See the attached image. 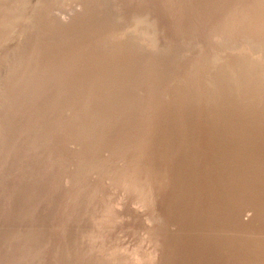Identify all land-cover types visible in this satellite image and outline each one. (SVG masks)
I'll return each instance as SVG.
<instances>
[{
  "label": "rangeland",
  "instance_id": "rangeland-1",
  "mask_svg": "<svg viewBox=\"0 0 264 264\" xmlns=\"http://www.w3.org/2000/svg\"><path fill=\"white\" fill-rule=\"evenodd\" d=\"M34 1L35 0H16V9L11 12L0 3V9L2 10V15L0 16L2 33L0 37V52L6 45L2 37L8 40L7 35L5 37L3 33L11 31V34H17L16 45H18L16 46V53L18 55H16V60L25 57L26 50L24 48L29 44V47L32 48V46H34L33 50H35L36 53L38 52V48H36L38 45L35 46L36 41H32L34 44L29 41L28 44V41H25L26 38L22 39L25 34V28L22 22L28 19L30 13L33 12L35 6ZM96 1L97 0H94V7H96L94 8L95 12L92 13H97V21L101 29L106 28L108 31L112 30V21L116 18L114 20L116 28H118L119 31H125L126 37H128L127 33L132 34L130 35L131 41L125 46L119 47L121 54L123 56L125 53L128 55H132L133 53L136 55V53H139V55H141L136 57L138 58L136 61L130 60L131 62L124 58L125 60L122 61L124 64V71H122L119 76L113 74L110 75L109 78L108 76L104 77L106 80H113L118 77L119 81L124 84L123 89H120V91L117 90V93L115 91L113 96H111V107L108 106L109 109L114 108V106L123 105L125 101L123 102L122 100H124V98L130 99L132 92L137 91L133 76L136 65L138 66V64L144 62L145 59L150 60L152 58V60H156V58L151 56L159 57L160 59L157 58L159 62L164 60L165 62H160L161 64L159 63V65L156 66L157 68L161 67V69L154 71L156 69V67H154L155 69L152 68L146 71L145 75L148 78L145 77L143 85L140 86V89L138 87L137 91L142 94V103L140 105L135 104L137 98L130 99L129 102L133 105L129 107L131 110L128 111L131 112H122L123 115L118 118V120L112 118L115 116L110 113L111 111H108L110 117L109 125L111 127L108 126V129L105 131V135L103 136L105 139L102 138V141L98 142V148L101 149L97 151V153L96 151L94 153L93 150V154L88 155L82 160V165H84L82 168L86 172H89L88 167L91 161L99 164L98 160H101V158L105 159L104 162L106 164L112 167L113 164L116 166V168L113 167V169H111L116 170L113 172V177H107L110 178L112 182L104 178V176H106V171L89 175L90 188L88 187V189L90 192H96L95 199L93 198L92 201H90L93 202V211L90 209V203L85 201L82 203L79 212L75 216V211L73 212V209L68 210V215H65V213L59 210L58 212L61 214L57 212L52 220L53 222L49 220L50 223H47L48 229L45 226L46 223H42V226L33 224L39 227V229L37 228L39 233L26 229L27 232L31 231V234L35 233L34 236L38 235L39 238L47 240V244L44 246V252L41 253V264H56L55 257L61 253H65L66 255H63L62 261L57 264H61L64 260L66 261L62 264H76L72 263L75 261L77 264H82V262L84 264H264V87H254L251 85L253 77H255V72L257 71L255 69L264 67V36L261 39L262 43H254L249 37L238 39V37L235 36L238 35V29L240 30V28L238 26H230L229 30H226L222 34L219 33V43L212 44L209 42V38L212 37L213 33L211 30V23L221 22L222 17L226 14L227 10H229L228 4L233 2L238 3V1L245 4V2H249V0H209L210 2L207 0H195L196 4H192L191 9L189 7L190 5L184 9L186 0H180L182 7L181 17L186 20V22L189 21L188 23H190V26H185L187 30L184 33H176L171 27H167L166 17L164 18V16H166L164 13V6L160 7L159 10L157 8L160 5L158 3L162 2V0H150V5H148V7L145 6V2L148 0H98L99 2L97 1V3ZM50 2V5L54 7H52V9L56 11L55 13L60 17L62 16L63 19L69 17L68 11L71 10L68 9H71L75 3L72 0H68L65 7L60 9L58 8L59 5L55 3V0H50ZM101 2L105 3L102 5ZM212 4L213 6H217V10L213 9V6H211ZM199 5H202L201 8H198L200 7ZM207 6L208 9H206ZM105 7L106 9H104ZM101 8H103V10H100ZM185 10L186 13H184ZM7 12L11 14L16 12V20L10 16V13L7 14ZM161 12L162 15H159ZM246 12L248 11H244L243 19L246 17L248 18ZM219 15L220 17H218ZM152 17H155L153 19L158 21L156 52L146 51L144 45V47L140 46L134 49L131 44L135 39V34L138 36L140 35V30L137 28L140 24H142L141 33L146 38L144 41L145 43H149L147 39L149 36L145 33V31L148 32V30L144 29V24L146 22L149 23ZM191 20L193 21L191 22ZM6 21L11 22L10 28L13 27L11 30L6 27ZM165 26L169 29L167 30ZM16 31L18 33H16ZM19 31H21V34ZM249 41H251V43ZM20 43L22 45L25 43L24 47L21 46ZM123 48H126V50L123 51ZM164 50L166 51L164 52ZM167 50L169 51L168 53ZM147 53L149 55H147ZM161 53L163 56H161ZM234 54L239 55V57H235ZM99 56V63L105 66L106 63L104 60L107 62V58H105L107 52H102ZM210 57H214V59L210 61L211 72L208 74L201 73L205 69V66H210L207 64L209 60L205 61ZM242 58L250 60L249 62L253 66L251 70L248 66H244L243 62H241ZM190 63L194 64V72L192 73L187 71V67ZM17 66L18 60L16 61V67ZM171 68L173 69V73L171 72ZM204 74H206L207 77H205ZM21 76L22 74L20 75L19 73L16 78H20ZM185 79L188 80L185 81ZM169 80L176 84L173 91H170L172 93V99L166 106H164L165 103L162 104L161 108H158L159 110L155 109L149 112V114L142 113L139 109L141 105H149L153 101L152 99L157 98L156 95H159L160 92V96L163 92L165 93L163 85L164 82ZM141 87H144V89H141ZM192 87L201 90L196 93V96L194 95L192 98L194 100H191V104L184 105L181 103L184 97L183 95H186L187 90ZM140 90H142V92H140ZM54 91V94L56 93V95H59L61 88L59 90L58 87ZM261 93L263 94L261 95ZM219 96L222 97V102H216ZM69 97H71V95ZM69 97H67V99ZM150 97L152 99H150ZM38 103L37 105L39 107L36 106L37 108L32 112L31 120L28 121L30 123H35V119L38 122L40 118L39 116L41 113L39 114L38 112H42V106ZM62 103L64 104L65 100H62ZM102 103L103 102H101V104ZM17 104L18 99L16 98V106ZM172 104L174 105L172 106ZM239 104H241V106ZM257 104H261V106ZM217 106L220 107L219 110L216 108ZM132 107H134L135 110L132 109ZM237 107L238 109L235 110ZM136 110L139 115L135 114ZM172 111L174 112L172 113ZM218 111L222 112L223 118H218ZM162 112L165 115H163ZM34 113L37 114L35 115ZM182 113H184V115ZM203 114H205L203 117H197V115ZM136 115L138 117H135ZM160 115H162L163 118ZM139 116L141 117L139 118ZM88 117L89 121L83 125L86 126V130L89 131L87 128L92 127L95 118H93L91 113H89ZM224 117L226 119H224ZM160 118L162 120H160ZM173 118L174 121L172 120ZM166 119H168V123ZM19 120L20 118L16 117V122ZM121 120L123 123H121ZM139 121L141 125H139L136 135L133 133L132 129L135 128L136 124H139ZM149 121L151 123H149ZM124 122H126L127 125ZM62 124L66 123H60V128H58L56 132L58 134L53 137L54 139L52 138L53 143H50L51 146L61 145L67 133ZM155 124L156 127H158L157 129L154 126ZM26 125L27 124L23 121H19L16 125V140L20 130ZM118 126L122 127L120 128ZM127 127L129 128L127 129ZM160 127H162V129ZM122 129L123 131L125 129L127 130L123 132L121 131ZM170 129H173L172 132ZM155 132H157V134ZM170 132L175 135L173 136ZM166 133L170 135L168 136ZM161 134L165 136V138H163ZM14 136L15 132L11 133V135H7L5 142L10 143L9 139L13 140ZM122 136L128 137L129 145L127 149L119 150L118 154H116L117 157L112 161V144L108 141L114 138L119 140ZM140 137L142 139H139ZM148 139L149 141L146 142ZM104 141H106L107 144ZM161 141L162 143H160ZM139 142L146 143V149L143 147L141 148V143ZM76 143L78 144V142ZM45 145H43L44 148L41 150L39 148L38 153H46V149H49L48 142ZM29 146L23 148V150L21 149V154H16V156H14L13 161L16 167L12 168L9 173L13 175V179L12 181L9 179L6 180H8V183L12 182V185H16V211L19 208H27V210L35 208V211L39 213L38 221L39 219L44 221L48 205L51 203L49 199L52 194L48 193L50 195L47 197L43 194L48 192V186L45 185L46 181L49 180V178H47L48 175L60 172L67 167H70L71 174L73 175L75 167L72 160L67 158V154L65 155L63 153L62 161H65H61L60 163L62 164H60L58 168L54 167L52 170L46 169L41 173V181H43L44 190H40L39 188L36 190L35 188L37 185L31 180H24V185L23 183L17 184L16 182L21 173V171L18 173L17 167H19V165L22 167L28 164L30 154L33 151L32 147ZM158 149L160 150L158 151ZM163 151L165 154H163ZM160 152L162 153L160 154ZM74 154L81 159L84 157L81 151H76ZM102 155L103 157H101ZM151 155L154 156L151 157ZM165 156L168 158V161ZM106 158H108V160ZM137 159L138 163L136 167L132 168V164L135 163ZM32 161L31 167L36 164L34 159ZM65 165L67 167H65ZM60 168L62 169L60 170ZM45 172L48 173L45 174ZM121 174H124L125 180L122 183L115 184L114 182L117 183L118 176ZM31 175L38 174L35 170ZM66 180L68 181L66 182ZM66 180L60 182L59 187L55 188L52 194V196L55 197H52L54 198L53 200H58L57 202L61 207L63 203L67 201L68 195L74 190L72 185L69 186L70 179ZM103 180L106 182L104 183ZM99 181L101 183H99ZM134 183L140 189L138 192L129 190L130 186L134 185ZM31 190L36 191V193L33 194V196H27L28 192ZM22 197L25 202L22 201ZM13 201L14 197L12 196L11 198L10 196L8 199V206L10 208L12 207L11 203ZM35 202L39 204L38 207L31 205L35 204ZM9 213L10 216L15 214L14 211H10ZM90 214L95 218L93 217L92 219L91 216L92 220L89 219ZM19 215L21 214H16V222L8 224L6 229H10L11 226L13 229L14 226H16L17 232L20 230V227L24 228L25 226L27 228L29 226V224H25V219L24 221L19 219V217H22V215ZM77 216L78 219H76ZM81 217L82 219H80ZM64 218V225H66L64 227L66 228L62 233L58 229H61L60 225H62ZM2 236L3 229L2 226H0V238H2ZM71 240L75 241L72 243ZM54 244L57 245L55 246ZM61 245L62 248L60 247ZM70 245L72 247H70ZM21 248L19 249L20 251L16 250L13 252V254L16 252V257L18 259L24 255L26 250L23 249V251ZM57 248L61 251H58ZM11 250L12 249L9 250V253L13 251ZM76 252H81L83 258H86H84V260H74L71 255L74 254L76 257ZM2 264H7L6 258Z\"/></svg>",
  "mask_w": 264,
  "mask_h": 264
},
{
  "label": "bare ground",
  "instance_id": "bare-ground-1",
  "mask_svg": "<svg viewBox=\"0 0 264 264\" xmlns=\"http://www.w3.org/2000/svg\"><path fill=\"white\" fill-rule=\"evenodd\" d=\"M72 1H74L75 3L71 7V9H68L71 11H68L69 17H67V19H63L62 16L60 17V16H58V14L55 13L56 11H54L52 9L53 5H50V3H51L50 0L49 1L48 0H35L34 1L35 6L33 9V12L30 13V16L28 14L29 18L25 19L22 22L24 25L25 34H26V35L24 34V36L22 35L23 36L22 39L26 38L25 41H28V44H29V41H31V43H33V44H34V42H32V41H36L35 46L38 45L36 47V48H38L37 49L38 52L36 53L35 50H33L34 46H32V48H31V47H29L30 44L27 45V47L24 48L26 50L25 57L23 56L24 57L23 59H19V58L17 59L18 60V66L17 67H16V61H17L16 55H18L16 53V46L18 45V44L16 45V38H17L16 35L17 34H15V35L11 34V31H7L6 33H3V36L6 37V35H7L8 40H6V38L2 37L5 40L4 42L6 45L3 48V50L0 52V226H2V229H3V236H2V238H0V264L3 263L5 258H6L7 264H41V260H40L41 253L44 252V246L47 244L46 243L47 240L39 238L38 235L34 236L35 233H39V231H38L39 227L38 226H42V223H46L45 226L47 228V225H48L47 223L49 222V220H50V222H53L52 220L59 210H61L63 213H65V215H68V213H67L68 210L73 209V212L75 211L74 216L77 215V213L79 212V210L82 206V203H84L85 201L87 203H90L89 204L90 209H92V211H93V202H90V201H92V199L94 197H96V192H94L92 190H91L92 192H90V190L88 189L89 183H90L89 175L99 173L101 171H106V176L103 175L104 178L107 179L108 181L112 182V180L110 178L113 177V172L116 170H111V169H113V167L116 168V166L113 164V167H112V166L106 164L104 162L105 159L101 158V160L100 159L98 160L99 164H96L95 162H92V161L90 162V164L88 163L90 165L89 167L87 166L89 172H86L82 168V166L84 167V165H82V160H84L88 155L93 154L92 153L93 150H94V153H95V151L97 153V151H99L101 149V148H98L99 147L98 142L102 141V138L105 135V131L108 129V126L111 127L109 125L110 117L108 115V113H109L108 111H111L110 113H112L113 116H115V117H112V115L110 114L112 118H115V120L116 119L118 120V118H120L123 115L122 112L126 113L128 110H131V108H129V107H131L133 104L129 102L130 99L132 100V99L137 98L135 104L140 105L142 103L141 102L142 101V99H141L142 94L137 92L138 87L140 89V86L143 85V81L145 80V77H147L145 75L146 71H148L149 69L151 70L152 68L159 65V63L161 62V61L160 62L157 61V58H159V57L151 56L153 58H156V60H152V58L150 60L145 59L144 62L138 64V66L136 65V67L134 68L133 76H134V80L136 82L135 84H136L137 91L132 92L130 99L124 98V100H122L123 102L125 101V103H123V105L121 104L122 103L121 102L120 103L121 105H118L116 107L114 106V108L109 109L108 106H110V104H111V101H110L111 96H113V93L115 91L117 93V90L120 91V89H123L124 84H123V82L119 81L118 77L114 78L113 80H110V79L106 80V79H104V77L108 76V78H109V76L113 75V74L119 76L122 73V71H124L123 70L124 64L122 63L123 60L128 59L129 61L130 60L136 61L138 59L136 57L141 56V55H139V53H136V55L134 53L132 55H128L125 53V55L123 56L121 54L119 47L125 46L127 43H129L131 41L130 35H132V34L127 33L128 37H126L125 31H119L118 28H116V25L114 23L115 22L114 20L116 18L112 21V23H113V26H111L112 30L108 31V29H106V28L101 29L99 26V23L97 21V18H98L97 13L96 14L92 13V12H95L94 8H96V7H94L95 6L94 0H72ZM97 1H96V3H97ZM149 1L150 0L145 2V4H146L145 6L148 7V5H150ZM187 1L188 0H186L184 9H185V7H188L189 5H190L189 7L191 9L192 4H196L197 0L196 1L190 0L188 2ZM203 1H205V0H203ZM207 1H209V0H207ZM15 2H16V0H0V3L2 4V6L8 8V11H10V12L14 11L16 9ZM67 2H68V0H55V3L57 5H59L58 8H60V9H63ZM103 3H105V2H103ZM103 3H102V5H103ZM151 3H152V1H151ZM84 4H85V6H84ZM142 4H144V3H142ZM158 4H160L157 7L158 10L160 7L164 6V10H165L164 13L166 15V16H164V18L166 17L167 27H171L176 33L177 32L184 33L187 30V28H185V26L186 25H187V27L190 26V23H188L189 22L188 19H187L188 22H186V20H184L181 17V15H182L181 8L182 7H181L180 0H162V2H159ZM183 4H184V1H183ZM67 6H68V4H67ZM126 6H127V4H126ZM201 6L198 8H201ZM204 6H206V5H204ZM204 6H203V8H204ZM211 6H213V4ZM228 6H229V10H227L226 14H224L221 22H219V23H216V22L211 23L212 21L210 22L212 24L211 25L212 29L211 28L210 29L212 30L213 33L211 32L212 37L209 38V42H211L212 44L213 43L214 44L219 43V41H220L219 33L222 34L226 30H229L230 26L231 27L238 26L240 28V30L238 29L239 33L235 37H238V39H244L245 37H249L251 40L254 41V43H262L261 39L264 36V0H249V2L247 1V2H245V4H243L241 1H238V3L233 2L231 4H228ZM216 7L217 6H213V9L217 10ZM104 9H106V7ZM155 9H156V7H155ZM206 9H208V6ZM100 10H103V8H101ZM150 10H152V9H150ZM187 10H189V9H187ZM245 10L248 11V12H246L248 14V18L246 17L245 19H243ZM156 11H157V9H156ZM9 13L7 12V14H9ZM184 13H186V10ZM1 15H2V10L0 9V16ZM159 15H162V12ZM10 16H12L14 18V20H16V12L13 14L10 13ZM188 16H189V14H188ZM126 17H127V15H126ZM218 17H220V15ZM218 17H217V20H218ZM153 18H155V17H152V20H150L149 23L146 22L144 24V27H145L144 29L148 30V32L145 31V33L148 34V36H149L147 38L149 43H145V41H144L146 38L141 33V25L142 24H140V26L137 27L140 30V35L138 36L135 34V37L133 36L135 39H134L133 43L131 44V45H133L134 49H137L140 46L144 45L146 51L156 52V48H157V45H156L157 44V22L158 21L156 19H153ZM214 18H215V16H214ZM136 20H139V19H136ZM143 20H145V19H143ZM192 21L193 20H191V22ZM10 23L11 22L6 21L5 25L7 28H10V25H11ZM22 23H21V25H22ZM108 23H110V22H108ZM15 27H14V29H15ZM192 27H193V25H192ZM12 28H10L9 30H11ZM166 28H164V29H166ZM168 29L169 28H167V30ZM20 32L21 31H19V33ZM16 33H18V32L16 31ZM1 35H2V33H1V25H0V37H1ZM19 38H20V36H19ZM250 39H248V40H250ZM20 40H21V38H20ZM20 40H19V42H20ZM249 42L251 43V41H249ZM20 45L24 47L25 43L23 45L20 43ZM21 49H22V47H21ZM125 50H126V48H123V51H125ZM142 50H144V49H142ZM165 51L166 50H164V52ZM102 52H107V56L105 57V58H107V62L104 60V62L106 63L105 66L102 63L101 64L99 63V61H100L99 60V57H100L99 54ZM128 52H131V51H128ZM168 52L169 51L167 50V53ZM153 54H156V53H153ZM147 55H149V54L147 53ZM234 55H235V57H239V55H237V54H234ZM161 56H163L162 53H161ZM141 59H142V57H141ZM212 59H214V57H210V58H207L205 60V61L209 60V62L207 64L210 66L209 67L205 66V69L201 73H207L208 74L209 72H211L210 61ZM162 60H164V59H162ZM241 60L240 61L243 62L244 66L245 65L248 66L249 69L251 70V68L253 66L249 62L250 60H248L246 58H242ZM163 62H165V60L162 61L161 63H163ZM193 65H194L193 63H190L188 65L187 71L189 73L194 72L193 71V67H194ZM157 69H161V67L160 68L156 67V69L154 71H156ZM255 70H257V71L255 72V77H253V81H252L251 85H253L254 87L260 86L263 88L264 87V67L256 68ZM171 72L173 73V69ZM19 73H20V75L22 74V76L20 78H16V76ZM124 73H126V72H124ZM127 75H129V74H127ZM204 76L207 77L206 74H204ZM157 78H159V77H157ZM176 80H178V79H176ZM187 80L185 79V81H187ZM175 86H176V84L173 83L171 80L164 82L163 87H164L165 93L163 92V94L161 96H160L161 92L159 95H156L157 98H154V99H157V100H154L150 97V99H152L153 101L149 105H146V104L141 105L142 108L141 107L140 108L138 107V108L140 109V111L142 113L149 114V112H152L155 109L161 108V105L164 103H165L164 106H166V104L172 99V97H171L172 93L170 91H173ZM58 87H59V90L61 88V92L59 95L58 94L56 95V93L54 94V92H55L54 90ZM157 87H158V84H157ZM126 88H128V87H126ZM142 88L144 89V87H141V89ZM130 89H132V88H130ZM151 89H153V88H151ZM145 90H148V89H145ZM157 90H158V88H157ZM200 90L201 89H195L193 87L191 89H188L186 92V95H183L184 97L182 98L181 103H183L184 105L191 104V102L194 100L192 98L194 97V95L196 96V93H198ZM99 91H101V92H99ZM127 91L130 92L129 90H127ZM159 91H161V90H159ZM263 91H264V89H263ZM140 92H142V90H140ZM260 92H261V90H260ZM69 94L71 95V97H69L70 96ZM220 94H221V91H220ZM256 94H257V92H256ZM262 94L263 93H261V95ZM153 96H154V94H153ZM263 96H264V94H263ZM67 97H69L68 98L69 100L67 99ZM16 98L18 99L17 106H16ZM146 99H147V97H146ZM62 100H65L64 104L62 103ZM221 100H222V97L219 96L217 98L216 102H222ZM263 100H264V98H263ZM248 101H249V99H248ZM101 102H103L104 104L103 103L101 104ZM37 103L39 105L41 104V106H42V108H41L42 112L41 111L38 112L39 114L41 113V115L39 116L40 118L38 117L39 120L37 122L35 117H34L35 123H30L28 121L31 120L32 112L35 110V108H37L36 106H38ZM114 103H116V102H114ZM254 104H255V102H254ZM173 105L174 104H172V106ZM239 105L241 106V104H239ZM257 105L261 106V104H257ZM216 108L218 110L220 109L219 106H217ZM132 109H134V107H132ZM173 109H174V107H173ZM237 109H238V107L235 108V110H237ZM129 112H131V111H128V113ZM173 112L174 111H172V113ZM89 113H91L93 118L96 119V120L95 119L93 120V122L94 121L95 122L93 123L92 127L87 128V129H89L90 132L88 130H86V126L83 125L84 123L89 121L88 120L89 119V117H88ZM34 114L36 115L37 113H34ZM135 114H137V110H136ZM158 114H160V113H158ZM162 114H163V112H162ZM182 114L184 115V113H182ZM137 115H139V114H137ZM137 115L135 117H138ZM163 115H165V114H163ZM178 115H180V114H178ZM204 115L205 114L197 115V117L201 118ZM217 115H218L219 119L223 116L222 112H219V111L217 112ZM160 116H162V115H160ZM172 116H175V115H172ZM16 117L20 118L19 121H23L24 123L27 124L22 130H20V132L17 136V140H16V125L19 123V121L16 122ZM140 117L141 116H139V118ZM148 117H146V118H148ZM153 117H154V115H153ZM176 117H177V115H176ZM162 118H163V116H162ZM224 119H226V118L224 117ZM91 120H92V118H91ZM122 120H121V123H123ZM141 120H143V119H141ZM160 120H162V119L160 118ZM167 120L168 119H166V121ZM172 120L174 121V118ZM177 120H179V119H177ZM181 120H182V117H181ZM111 121H114V120H111ZM111 121H110V123H111ZM168 122L169 121H167V123ZM60 123H66V124H62V125H63L64 130H66L67 133H66L65 137L63 136L64 139L62 140V143L60 146H56L55 143H54L55 146H51L50 143H53L52 138L56 134H58L56 132H57L58 128H60L59 127ZM119 123H120V119H119ZM124 123H126V122H124ZM145 123H147V122H145ZM149 123H151V122L149 121ZM162 123H160V124H162ZM164 123H166V122H164ZM183 123H184V121H183ZM134 124H135V122H134ZM126 125H127V123H126ZM139 125H141L140 121H139V124H136L135 128L132 129L133 133L136 134V132H138ZM163 125H165V124H163ZM154 126L156 127V124ZM112 127H113V124H112ZM118 127H120V126H118ZM128 128L129 127H127V129ZM157 128L158 127H156V129ZM160 128L162 129V127H160ZM127 129H125V130H127ZM156 129H155V131H156ZM172 130H171V132H172ZM118 131H119V129H118ZM121 131H123V129ZM14 132H15V136H14L13 140L9 139L10 143H6L5 142L6 136L9 134L11 135V133H14ZM157 132H155V133L157 134ZM173 132H175V131H173ZM148 133L151 134L150 132H148ZM159 135H160V133H159ZM110 136H111V134H110ZM161 136H163V135L161 134ZM163 138H165V136H163ZM103 139H105V138H103ZM136 139H137V137H136ZM139 139H142V138L140 137ZM128 141H129V139L126 136H122L121 138H119V140L114 138V139L108 141V142H110V144H112V146H111L112 147L111 152H113L111 155L112 161L117 157L116 154H118L119 150L127 149L128 145H129ZM147 141H149V139L146 140V142ZM47 142H48V148L49 149L48 150L46 149V153H44V154L38 153L39 148H40V150L42 148H44L43 145H45ZM76 142H78V144ZM104 142L107 144L106 141H104ZM134 143H136V142H134ZM139 143H141V142H139ZM160 143H162V141ZM103 145H105V144H103ZM140 145H141V148L143 147L146 149V147H147L146 143H141ZM28 146L32 147L33 151L30 154L28 164L23 165L22 167H21V165H19V167H17L18 173L21 171V173L19 174L20 177L18 178V180L16 182L17 184L23 183V185H24V183H25L24 180H26V181L31 180L33 183H36V185H37L35 188L36 190H37V188H39L40 190H44L45 189L44 184H43V181H41V173H43L46 169L52 170V169H54V167L58 168L60 166V164H62L60 162L63 159V157H62L63 153L65 155L67 154V158L72 160L74 167H75V171H74L73 175L71 174L70 167H67L65 165V167H67V168H64V170H61L62 168H60V170H61L60 172H56L55 174L48 175L47 178H49V180L48 181L45 180L46 181L45 185L48 186L47 187L48 192L45 191L47 193H43V194H45L46 197L48 195H50L48 193L53 194L55 188L59 187L60 182L66 180V179H70L69 180V186L72 185L74 190L72 191L73 194L71 193L70 195H68V199H67V201H65L63 203L62 207L57 202L58 201L57 199H56L57 201L53 200L55 197L52 196V194H51V197L49 199L51 201V203L48 205V208L46 211L47 214L45 216L44 221L42 219H39V221H38V218H39L38 214L39 213H37L35 211V208H30L28 210H27V208L26 209L25 208H19L16 211V185H12V182L8 183L7 182L8 180H6V179H9L10 181H12V179H13V177H12L13 175H10L9 173H10L12 168L16 167V164H14V161H13L14 156H16V154L17 155L21 154L20 153V152H22L21 149L23 150V148L28 147ZM159 150L160 149H158V151ZM76 151H81V154L84 157L82 159L80 157H76L74 154V152H76ZM134 151H135V149H134ZM149 151H151V150H149ZM161 153L162 152H160V154ZM163 154H165L164 151H163ZM166 155H168V154H166ZM153 156L154 155H151V157H153ZM155 156H156V154H155ZM101 157H103V155ZM165 158H166V156H165ZM33 159L36 161V164H35V166L31 167V162H33L32 161ZM106 159L108 160V158H106ZM166 159L168 161V158H166ZM89 160H91V159H89ZM160 160H161V158H160ZM64 161H62V162H64ZM163 161H164V159H163ZM137 163H138V159L135 161V163L132 164L131 167L135 168ZM35 170H36V173L38 175H31L33 171L35 172ZM72 170H73V168H72ZM119 170H121V169H119ZM122 170H123V168H122ZM46 173H48V172H45V174ZM99 177H101V176H99ZM107 177H110V178H107ZM124 180H125V176H124V174H121L118 176L117 183L116 182H114V183L115 184L122 183ZM67 181L68 180H66V182ZM105 182L106 181H104V183ZM99 183H101V182L99 181ZM95 184H98V183H95ZM28 187H32V186H28ZM99 190H100V188H99ZM129 190L132 192H138L140 189L134 183V185L130 186ZM100 192H102V191H100ZM35 193H36V191L31 190L28 192L27 196H33V194H35ZM57 195H58V193H57ZM10 196H11V198H12V196L14 197V201L11 203V206H12L11 208L8 206V199ZM52 197H54V198H52ZM22 201L25 202L23 197H22ZM21 205H19V206H21ZM31 205L38 207L39 204H37L35 202V204H31ZM45 207H47V206H45ZM7 211H8V213H7ZM10 211H14V213H15V214H13L14 217H13V215L10 216V213H9ZM85 212H86V210H85ZM16 214L17 215L21 214L22 217H19V219H21L22 221H24V219H25L26 220L25 224H27V225L29 224V226L27 228L25 226H24V228L20 227L19 228L20 230L17 232H16V228H15L16 226H14L13 229H12V226H11V228L8 227L10 229H6L8 224L16 222ZM59 214H61V213H59ZM21 215H19V216H21ZM91 216L92 215L90 214L89 219H91ZM93 217L94 216H92V219H93ZM76 219H78V216L76 217ZM80 219H82V217ZM64 222H65V218H64V221L62 222V225H60L61 229L60 228L58 229L62 233L65 231V228H66V227H64V226H66V225H64ZM33 224H35V225L39 224V225L36 227ZM57 224H58V222H57ZM81 224H80V226H81ZM54 228H55V226H54ZM26 229L34 231L35 233L31 234V231L27 232ZM42 230H44V229H42ZM78 232H79V229H78ZM67 234H68V232H67ZM57 238H58V236H57ZM75 239L77 240L76 236H75ZM79 239H80V237H79ZM71 241L73 243L75 240H71ZM54 245L56 246L57 244H54ZM62 245H63V243H62ZM62 245L60 246L61 248H62ZM67 246H68V244H67ZM21 247H23V248H21ZM70 247H72V246L70 245ZM20 248H21V250H23V249H26V250H25V253L23 252L24 250L22 251L24 253V255L18 259L16 257V252L14 254H13V252L16 250H19ZM50 248H52V247H50ZM10 249L13 250V251L11 250L12 251L11 253H9ZM57 249H58V251L60 250L59 248H57ZM58 251H57V253H58ZM64 251H65V249H64ZM64 251H62V252H64ZM52 252H54V251H52ZM52 254H50V255H52ZM76 254H77L76 257L74 254L71 255L74 258V260H84V258H86V257L83 258V254L81 252H78V253L76 252ZM63 255H66V254L61 253L55 257V259H56L55 263L56 264L60 263V261H62L61 259H62ZM87 256H88V254H87ZM65 261L66 260H64V262ZM64 262H62V263H64ZM72 263L77 264L76 261L72 262ZM82 264H84V263L82 262Z\"/></svg>",
  "mask_w": 264,
  "mask_h": 264
}]
</instances>
